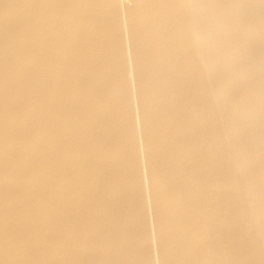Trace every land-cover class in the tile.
I'll use <instances>...</instances> for the list:
<instances>
[{
	"label": "bare ground",
	"instance_id": "bare-ground-1",
	"mask_svg": "<svg viewBox=\"0 0 264 264\" xmlns=\"http://www.w3.org/2000/svg\"><path fill=\"white\" fill-rule=\"evenodd\" d=\"M0 264H264V0H0Z\"/></svg>",
	"mask_w": 264,
	"mask_h": 264
}]
</instances>
